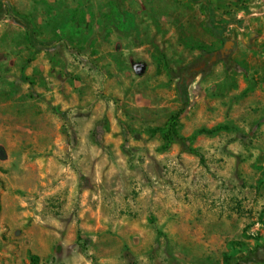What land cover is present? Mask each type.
<instances>
[{"label": "rangeland", "instance_id": "rangeland-1", "mask_svg": "<svg viewBox=\"0 0 264 264\" xmlns=\"http://www.w3.org/2000/svg\"><path fill=\"white\" fill-rule=\"evenodd\" d=\"M208 2L0 0V264L264 250V0ZM184 101L180 135L223 128L196 136L202 161L161 147Z\"/></svg>", "mask_w": 264, "mask_h": 264}, {"label": "trees", "instance_id": "trees-1", "mask_svg": "<svg viewBox=\"0 0 264 264\" xmlns=\"http://www.w3.org/2000/svg\"><path fill=\"white\" fill-rule=\"evenodd\" d=\"M202 1H206V0H202ZM210 7H211V10L207 14L209 16L207 18L208 20H206L202 23V27L206 31H208L212 36L221 37L224 31L223 30H217L215 28V25H214L215 18H216L215 8L212 6V4ZM166 70L170 74L172 73V70H170L168 67H166ZM183 89H184V86L178 84V90H179L181 96L183 97V99L187 100V94H183ZM187 106H188V103L184 101L183 106L180 109H178L176 112L171 114L169 116V118L166 120L164 127L160 130L161 134H162V146L161 147L163 150H167L168 148H170L171 145L178 144V145H180V147L182 148V150L184 152L191 154V155H194L196 157H199L200 160L202 161L203 156L200 154V152L197 149H195L193 147V143L195 141L196 136L201 135V134H213V133H216L218 131H221L223 128L218 127L214 130L200 129L188 137H184V136L180 135L178 132V123H179L180 117L184 113ZM262 219H264V211L262 213ZM232 244L233 245H236V244L239 245L238 243H235V242H232ZM259 249L261 250V249H263V247H259ZM254 259H263L260 257L259 251L255 252V254H253V257L249 256V254H246L245 256H243L241 258H239L237 256H235V257L224 256L223 257V264H239L241 262H247V261H251ZM38 262H39L38 257L31 256L30 264H38Z\"/></svg>", "mask_w": 264, "mask_h": 264}, {"label": "crops", "instance_id": "crops-1", "mask_svg": "<svg viewBox=\"0 0 264 264\" xmlns=\"http://www.w3.org/2000/svg\"><path fill=\"white\" fill-rule=\"evenodd\" d=\"M208 0H206V2H207ZM222 1H225V0H222ZM208 3V2H207ZM210 6H211V4H210ZM216 12V11H215ZM216 19V18H215ZM214 25H215V28L217 29V30H219L217 27H216V24H215V22H214ZM224 32H223V34H222V36H224ZM248 47V46H247ZM248 54H252V55H256L257 57H264V49H262V48H251V47H248Z\"/></svg>", "mask_w": 264, "mask_h": 264}, {"label": "water", "instance_id": "water-1", "mask_svg": "<svg viewBox=\"0 0 264 264\" xmlns=\"http://www.w3.org/2000/svg\"><path fill=\"white\" fill-rule=\"evenodd\" d=\"M234 45L233 42H226L224 43L223 48L220 50L221 58H224L226 54H228V51L230 50V46ZM260 257L264 259V250L260 251Z\"/></svg>", "mask_w": 264, "mask_h": 264}, {"label": "flooded vegetation", "instance_id": "flooded-vegetation-1", "mask_svg": "<svg viewBox=\"0 0 264 264\" xmlns=\"http://www.w3.org/2000/svg\"><path fill=\"white\" fill-rule=\"evenodd\" d=\"M223 46H224V45H223ZM223 46H222V48H223ZM222 48H220V49L218 50V52H215V53H214V56L211 57L210 60L215 59V58H221L220 50H221ZM228 53H229V51H228ZM226 55H228V54H226ZM226 55H225V56H226ZM225 56H224V57H225ZM221 59H222V58H221ZM207 64H208V62H204V63L201 65V67L204 68Z\"/></svg>", "mask_w": 264, "mask_h": 264}]
</instances>
